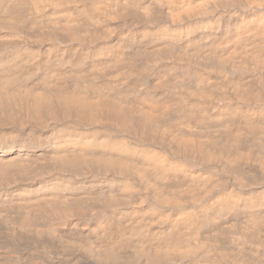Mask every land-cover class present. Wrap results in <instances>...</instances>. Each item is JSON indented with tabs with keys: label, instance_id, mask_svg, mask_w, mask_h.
Masks as SVG:
<instances>
[{
	"label": "bare ground",
	"instance_id": "1",
	"mask_svg": "<svg viewBox=\"0 0 264 264\" xmlns=\"http://www.w3.org/2000/svg\"><path fill=\"white\" fill-rule=\"evenodd\" d=\"M0 264H264V0H0Z\"/></svg>",
	"mask_w": 264,
	"mask_h": 264
}]
</instances>
